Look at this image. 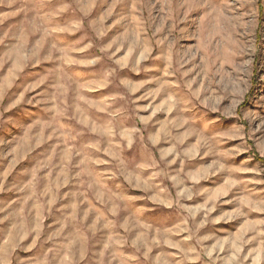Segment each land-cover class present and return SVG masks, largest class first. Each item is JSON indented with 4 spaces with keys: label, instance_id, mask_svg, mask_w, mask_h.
Returning <instances> with one entry per match:
<instances>
[{
    "label": "rangeland",
    "instance_id": "obj_1",
    "mask_svg": "<svg viewBox=\"0 0 264 264\" xmlns=\"http://www.w3.org/2000/svg\"><path fill=\"white\" fill-rule=\"evenodd\" d=\"M0 264H264V0H0Z\"/></svg>",
    "mask_w": 264,
    "mask_h": 264
},
{
    "label": "trees",
    "instance_id": "obj_2",
    "mask_svg": "<svg viewBox=\"0 0 264 264\" xmlns=\"http://www.w3.org/2000/svg\"><path fill=\"white\" fill-rule=\"evenodd\" d=\"M255 158L262 160V158L258 156L257 154H255Z\"/></svg>",
    "mask_w": 264,
    "mask_h": 264
}]
</instances>
